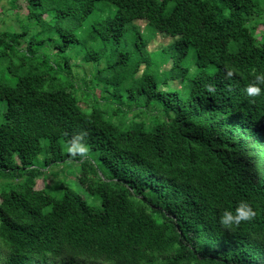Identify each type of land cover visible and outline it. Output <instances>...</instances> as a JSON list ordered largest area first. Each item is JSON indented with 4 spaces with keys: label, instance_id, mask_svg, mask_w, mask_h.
Wrapping results in <instances>:
<instances>
[{
    "label": "trees",
    "instance_id": "obj_1",
    "mask_svg": "<svg viewBox=\"0 0 264 264\" xmlns=\"http://www.w3.org/2000/svg\"><path fill=\"white\" fill-rule=\"evenodd\" d=\"M23 2L37 34L19 55L17 38L31 27L0 32V56L16 76L13 84L0 82V264H264V85L254 98L243 91L254 72L264 74L256 0ZM98 2L107 14L87 38L53 25L70 17L80 26ZM138 21L173 37L163 80L148 61ZM54 29L62 38L51 59L40 35ZM123 37L132 51L108 54L106 43ZM72 44L84 47L75 62ZM188 53L198 68L191 75L182 66ZM229 69L234 74L226 78ZM79 71L88 74L85 90ZM124 91L142 95L145 106L161 100L172 118L145 120L132 110L114 121ZM82 131L107 178L68 155L67 142ZM68 159L79 160L78 182L99 205L64 183L59 196L34 187L38 166ZM240 201L255 218L223 228L221 213Z\"/></svg>",
    "mask_w": 264,
    "mask_h": 264
},
{
    "label": "rangeland",
    "instance_id": "obj_2",
    "mask_svg": "<svg viewBox=\"0 0 264 264\" xmlns=\"http://www.w3.org/2000/svg\"><path fill=\"white\" fill-rule=\"evenodd\" d=\"M257 2V15L252 16L253 22L259 21L261 25L257 26L255 31V35L260 38L259 36L264 31V0H256ZM16 7L11 5V0H0V32L7 31L11 33H23L26 30V26H30L31 28L26 32V34H21L17 39L21 42V48L19 49L18 53H22L23 47L26 46L29 39L37 34L38 28L36 26H32L31 23L26 19L24 14L26 13V7L23 0L16 1ZM104 4L103 2H98L95 10L85 19V21L80 25L76 26L73 20L70 17L62 19L58 23H54L55 20L51 22L54 26H59L66 29H71L77 33L81 40L87 38L90 34V29L92 23L105 16L107 13L103 12ZM113 9V8H112ZM47 17V16H44ZM250 21V23L252 22ZM141 28L144 26L143 21L137 22ZM31 24V25H30ZM143 36L148 40V45L146 49V56L148 57V61L152 64V70L158 76L159 80H163L166 76H168V67L169 61L162 64L164 60L167 58V54L165 53V49L168 44L173 40V37L168 35L161 34L159 32L154 33L150 28H142ZM37 37V36H35ZM42 39H45L44 46L45 50L50 53L51 59L54 58V52L56 49L54 48V43H56L59 39H61V35L54 29L53 33L49 34H42L40 35ZM106 52L108 54H115L117 51H132V44L130 39L123 37L119 41L114 42H107L106 43ZM37 48H41L42 45L33 44ZM84 47L82 45H70L67 52L71 57V61L75 62L79 59L80 55H82ZM80 61V60H79ZM104 59L101 61L100 66L103 65ZM7 61L6 58L0 56V82H5L6 84H13L16 80V76L12 75L6 69ZM182 66L187 67L189 69V74H193L197 71V67L194 64L193 56L191 53L184 58L182 61ZM143 66H140V70ZM208 70L212 69V66L207 68ZM149 67V71H152ZM81 71L75 76L78 85H80L85 90L84 82H81V79L84 76H87ZM139 76V73L136 77ZM89 77V76H88ZM168 86H177L176 89L180 90L182 84L178 82H173L169 80ZM127 87H130L131 84L127 83ZM133 87V86H132ZM159 89H166V85L162 84L161 82L158 83ZM98 92V90H97ZM99 95V93H97ZM82 106H85L83 102L80 103ZM96 104V103H95ZM144 104V97L142 95H136L133 99L129 97V92L124 91L121 98L115 101L114 108L120 107V114L113 116V120L124 121L127 117H130L132 114L130 111L135 110L145 120H170L173 116L172 112L164 107L161 100L153 99L150 105H142ZM98 105V103L96 104ZM103 105V104H102ZM4 110V102L0 101V121L2 120V113ZM111 112V109H110ZM149 123L147 122V125ZM68 147V145H67ZM66 147V149H67ZM86 159L88 160V164L90 165V169H94L97 174L101 177V173L103 174V178L108 177V171L104 166H102L100 160L97 157V153L89 150L88 155L83 157L81 160ZM80 160V161H81ZM73 161V160H64L57 164H52L47 167L38 166L40 169L39 175L36 177L34 181V187L36 189H42L44 192L54 194L59 196L60 195V187L61 183L67 184L73 190L78 192L88 203L92 205H99V200L96 196L90 195L78 182V174L80 173L81 166L80 162ZM2 181H0V185ZM4 184V183H3Z\"/></svg>",
    "mask_w": 264,
    "mask_h": 264
},
{
    "label": "clouds",
    "instance_id": "obj_3",
    "mask_svg": "<svg viewBox=\"0 0 264 264\" xmlns=\"http://www.w3.org/2000/svg\"><path fill=\"white\" fill-rule=\"evenodd\" d=\"M232 70L226 71V78H231L233 76ZM254 81L247 84L244 88V93L248 97H257L261 95V87L260 85H264V74H256L253 73ZM209 92L214 91V86L206 85L205 86ZM86 132H81L76 134L69 140L67 152L69 156L80 155L81 157H86L89 152L88 146L82 141L86 137ZM256 213L252 209L249 203L246 201H240L234 210L225 209L219 218V224L225 229H233L234 227H238L241 222L251 221L255 218Z\"/></svg>",
    "mask_w": 264,
    "mask_h": 264
},
{
    "label": "crops",
    "instance_id": "obj_4",
    "mask_svg": "<svg viewBox=\"0 0 264 264\" xmlns=\"http://www.w3.org/2000/svg\"><path fill=\"white\" fill-rule=\"evenodd\" d=\"M259 25H261V24H259Z\"/></svg>",
    "mask_w": 264,
    "mask_h": 264
}]
</instances>
